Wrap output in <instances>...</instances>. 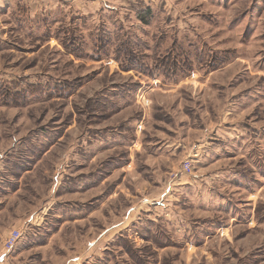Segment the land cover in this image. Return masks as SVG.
<instances>
[{
	"label": "rangeland",
	"instance_id": "obj_1",
	"mask_svg": "<svg viewBox=\"0 0 264 264\" xmlns=\"http://www.w3.org/2000/svg\"><path fill=\"white\" fill-rule=\"evenodd\" d=\"M0 264H264V0H0Z\"/></svg>",
	"mask_w": 264,
	"mask_h": 264
},
{
	"label": "built area",
	"instance_id": "obj_2",
	"mask_svg": "<svg viewBox=\"0 0 264 264\" xmlns=\"http://www.w3.org/2000/svg\"><path fill=\"white\" fill-rule=\"evenodd\" d=\"M183 169L188 170V171L190 170V164L188 161H185L183 163ZM19 236H20V233L18 231H12L5 240V243H4L5 248L7 250L13 249V247L15 246Z\"/></svg>",
	"mask_w": 264,
	"mask_h": 264
}]
</instances>
